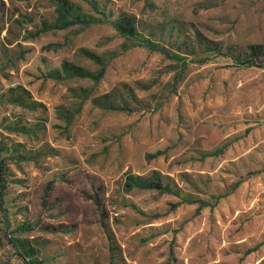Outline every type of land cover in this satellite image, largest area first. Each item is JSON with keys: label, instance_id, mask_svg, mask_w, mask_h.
Listing matches in <instances>:
<instances>
[{"label": "rangeland", "instance_id": "obj_1", "mask_svg": "<svg viewBox=\"0 0 264 264\" xmlns=\"http://www.w3.org/2000/svg\"><path fill=\"white\" fill-rule=\"evenodd\" d=\"M67 2L0 0V264H264V68L194 43H264V0Z\"/></svg>", "mask_w": 264, "mask_h": 264}, {"label": "trees", "instance_id": "obj_2", "mask_svg": "<svg viewBox=\"0 0 264 264\" xmlns=\"http://www.w3.org/2000/svg\"><path fill=\"white\" fill-rule=\"evenodd\" d=\"M58 2L61 4L63 9L65 8L67 11L69 10L68 12L72 10V8L70 7L71 5L67 2V0H58ZM72 15L75 18H78L79 16L77 14H72ZM111 25L115 29V31H117L120 35L124 37H135L139 34L136 29V25L133 23L132 18L126 15H123L111 21ZM194 43L196 44L197 47L202 46L204 48V51H210L213 52L216 56H222L231 59L232 63L235 66L245 67V68L248 67L264 68V43H252V44H247L245 46L244 45L222 46L219 43H216L215 41L208 40L207 38L201 37L199 35L195 38ZM142 44L150 50L159 51L163 54L167 53V50L163 46L156 44L150 39L144 38V40H142ZM177 48L180 49L181 47H177ZM186 52L188 54H193L194 45L191 47L190 50ZM86 54L93 57L95 56L91 53H86ZM62 71L71 76L89 77L94 79L99 78L102 72L100 71V73L96 75V77H93L82 67L73 65L69 62H64L62 64ZM18 88L21 89L20 92H26V90H24L20 86ZM116 91L117 89H113L108 93L95 96L92 98V102L97 106H100L105 109H115L116 107L113 98H114V93ZM21 100H22V95L21 94L16 95L15 101H21ZM32 104L35 105L37 103L35 101H32ZM217 152H220V150L216 151L215 154ZM3 175H4V170L0 162V180L3 178ZM162 178L163 177L159 174H157L156 178H154L153 180H150L148 178L139 175L136 176L130 175L128 184H129V188L137 187L142 189H156L166 193L177 194L178 190H175L173 187H171L170 184L164 182ZM95 202L99 206V201L97 199H95ZM16 241L17 239L13 244L14 247H18ZM19 242H20L19 246L24 250V252L27 253L30 250V247L25 246L26 240L22 239Z\"/></svg>", "mask_w": 264, "mask_h": 264}]
</instances>
